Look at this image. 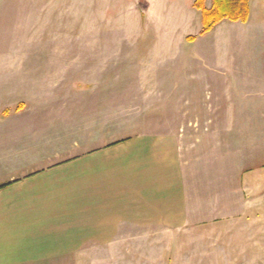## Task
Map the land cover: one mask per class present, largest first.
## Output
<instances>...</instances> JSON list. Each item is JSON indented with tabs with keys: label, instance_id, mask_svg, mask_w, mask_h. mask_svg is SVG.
<instances>
[{
	"label": "rangeland",
	"instance_id": "rangeland-1",
	"mask_svg": "<svg viewBox=\"0 0 264 264\" xmlns=\"http://www.w3.org/2000/svg\"><path fill=\"white\" fill-rule=\"evenodd\" d=\"M193 2L0 0V116L80 104L86 117L100 104L91 126L134 141L115 146L119 156L178 132L207 151L184 161L192 173L205 166L210 219L175 236L168 228L113 247L88 243L63 264H264V0H249L245 23L201 35Z\"/></svg>",
	"mask_w": 264,
	"mask_h": 264
},
{
	"label": "crops",
	"instance_id": "crops-1",
	"mask_svg": "<svg viewBox=\"0 0 264 264\" xmlns=\"http://www.w3.org/2000/svg\"><path fill=\"white\" fill-rule=\"evenodd\" d=\"M99 109L85 117L80 104H41L0 116V264H63V253L88 243L113 247L116 237L168 228L175 236L187 222L210 219L200 191L205 166L192 173L184 161L207 156L199 138L155 135L132 149L134 141L91 126ZM85 132L86 143L68 142ZM203 136H211L207 127ZM121 142L131 148L119 156Z\"/></svg>",
	"mask_w": 264,
	"mask_h": 264
},
{
	"label": "trees",
	"instance_id": "trees-1",
	"mask_svg": "<svg viewBox=\"0 0 264 264\" xmlns=\"http://www.w3.org/2000/svg\"><path fill=\"white\" fill-rule=\"evenodd\" d=\"M192 7L200 15L199 34L211 31L222 21L245 23L249 15V0H194ZM193 37H188L191 41Z\"/></svg>",
	"mask_w": 264,
	"mask_h": 264
}]
</instances>
